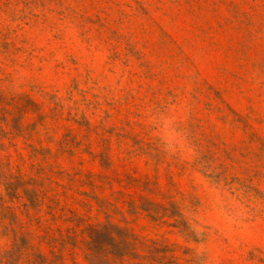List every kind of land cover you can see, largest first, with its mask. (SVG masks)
Segmentation results:
<instances>
[{
	"label": "rangeland",
	"instance_id": "rangeland-1",
	"mask_svg": "<svg viewBox=\"0 0 264 264\" xmlns=\"http://www.w3.org/2000/svg\"><path fill=\"white\" fill-rule=\"evenodd\" d=\"M200 250L264 264V0H0V264Z\"/></svg>",
	"mask_w": 264,
	"mask_h": 264
},
{
	"label": "clouds",
	"instance_id": "clouds-1",
	"mask_svg": "<svg viewBox=\"0 0 264 264\" xmlns=\"http://www.w3.org/2000/svg\"><path fill=\"white\" fill-rule=\"evenodd\" d=\"M197 237H200V233H196ZM197 260L199 261V264H206V253L202 250L196 252Z\"/></svg>",
	"mask_w": 264,
	"mask_h": 264
}]
</instances>
